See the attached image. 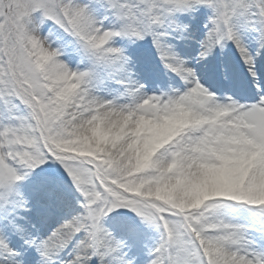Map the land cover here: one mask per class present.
<instances>
[{
	"label": "snow or ice",
	"instance_id": "1",
	"mask_svg": "<svg viewBox=\"0 0 264 264\" xmlns=\"http://www.w3.org/2000/svg\"><path fill=\"white\" fill-rule=\"evenodd\" d=\"M0 264H264V0H0Z\"/></svg>",
	"mask_w": 264,
	"mask_h": 264
}]
</instances>
